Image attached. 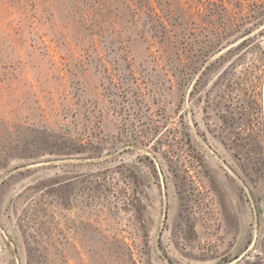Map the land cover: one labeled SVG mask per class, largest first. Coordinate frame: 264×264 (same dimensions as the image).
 <instances>
[{
	"label": "rangeland",
	"instance_id": "374dc122",
	"mask_svg": "<svg viewBox=\"0 0 264 264\" xmlns=\"http://www.w3.org/2000/svg\"><path fill=\"white\" fill-rule=\"evenodd\" d=\"M0 264H264V0H0Z\"/></svg>",
	"mask_w": 264,
	"mask_h": 264
}]
</instances>
